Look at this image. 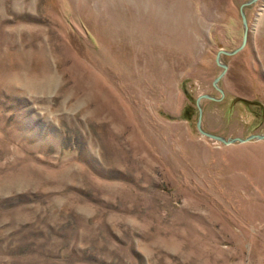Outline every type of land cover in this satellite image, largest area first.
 I'll list each match as a JSON object with an SVG mask.
<instances>
[{
    "label": "rangeland",
    "instance_id": "374dc122",
    "mask_svg": "<svg viewBox=\"0 0 264 264\" xmlns=\"http://www.w3.org/2000/svg\"><path fill=\"white\" fill-rule=\"evenodd\" d=\"M250 0H0V264H264V141L197 132ZM203 131L264 132V0Z\"/></svg>",
    "mask_w": 264,
    "mask_h": 264
},
{
    "label": "water",
    "instance_id": "95a60500",
    "mask_svg": "<svg viewBox=\"0 0 264 264\" xmlns=\"http://www.w3.org/2000/svg\"><path fill=\"white\" fill-rule=\"evenodd\" d=\"M260 0H250V2H247L245 4L242 5L241 7V19L243 21V25H244V28H243V32H244V36H243V40L241 41V47L238 49H236L234 52L232 53H229V52H226L225 50H222L221 52H219L216 56H217V66L220 68V69H223L221 75L216 78L214 80V88L217 90V92L219 93V95H221V98L220 99H217L215 97H212L210 95H207V96H202L200 97L198 100H197V103H196V106L198 107V110H199V116H198V123H197V132L200 133L202 136L204 137H208V139H211L213 141H216V142H220L223 146H231V144H244V143H250L252 141H257V140H260V141H264V132L263 134L260 136L259 134L257 135H254V136H250L249 138H245L244 140L243 139H229V140H226L224 138H222L221 136H215V135H212V134H209V132H204L202 129H203V120H202V116H203V110H202V107H200V103H202V101L204 100H207L209 99L210 101H213V102H220V100L222 99V97L224 98V95H223V90L220 89L219 87V83H220V79L225 77L228 70H227V67L224 65V63L222 62V56L221 55H225L227 57H231V56H234L236 53H240L242 52L246 46H247V41L249 39V31H248V22H247V19L245 18V9L247 7H249V5H253L257 2H259Z\"/></svg>",
    "mask_w": 264,
    "mask_h": 264
}]
</instances>
